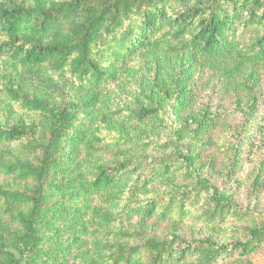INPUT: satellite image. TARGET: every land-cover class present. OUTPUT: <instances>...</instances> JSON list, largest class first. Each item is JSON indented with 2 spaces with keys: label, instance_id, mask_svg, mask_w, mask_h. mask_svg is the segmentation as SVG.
<instances>
[{
  "label": "trees",
  "instance_id": "16d2710c",
  "mask_svg": "<svg viewBox=\"0 0 264 264\" xmlns=\"http://www.w3.org/2000/svg\"><path fill=\"white\" fill-rule=\"evenodd\" d=\"M263 68L264 0H0V264H220L264 246L260 224L226 244L148 232L203 196L210 221L240 215L196 167L214 117L190 113L192 79L224 77L251 117Z\"/></svg>",
  "mask_w": 264,
  "mask_h": 264
},
{
  "label": "rangeland",
  "instance_id": "374dc122",
  "mask_svg": "<svg viewBox=\"0 0 264 264\" xmlns=\"http://www.w3.org/2000/svg\"><path fill=\"white\" fill-rule=\"evenodd\" d=\"M261 73L259 82L250 91V97L258 101L251 117L237 108L233 89L224 77L203 69L195 71L192 79L197 97L190 113L198 117L209 112L214 117L199 139L202 144L196 148L199 153L196 167L201 176L209 178L241 207L240 215L210 221L208 198L203 196L177 224L170 219L149 221V233L165 238L177 229L187 240L210 238L226 244L243 239L244 235L235 234L238 230L264 226V68ZM238 91L246 107L248 99L244 92ZM218 260L220 264H264V246L245 256L238 252L221 254Z\"/></svg>",
  "mask_w": 264,
  "mask_h": 264
}]
</instances>
